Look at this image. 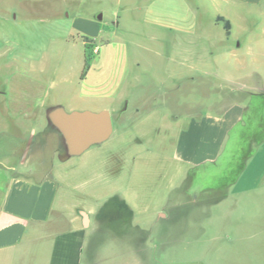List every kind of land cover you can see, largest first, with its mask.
I'll use <instances>...</instances> for the list:
<instances>
[{
    "label": "rangeland",
    "instance_id": "obj_1",
    "mask_svg": "<svg viewBox=\"0 0 264 264\" xmlns=\"http://www.w3.org/2000/svg\"><path fill=\"white\" fill-rule=\"evenodd\" d=\"M85 45L95 55L81 79ZM2 83L15 88L11 97L20 91L36 105L21 113L36 117L44 137L27 168L36 169L37 180L53 176L65 211L96 208L107 219L134 212L137 226L119 227L120 234L131 229L149 245L166 244L171 260L264 264V131L245 117L226 133L216 158L195 163L180 152V135L191 122L212 123L232 104L247 109L256 102L251 114L264 116L262 6L0 0ZM57 106L107 110L111 136L80 156L61 158L62 136L47 118ZM33 123L20 127L30 132ZM8 175L0 167V180ZM103 235L90 233L92 258L108 259ZM154 255L162 262L159 251Z\"/></svg>",
    "mask_w": 264,
    "mask_h": 264
},
{
    "label": "crops",
    "instance_id": "obj_2",
    "mask_svg": "<svg viewBox=\"0 0 264 264\" xmlns=\"http://www.w3.org/2000/svg\"><path fill=\"white\" fill-rule=\"evenodd\" d=\"M230 1L245 7L264 8V0ZM72 27L81 31L78 21L72 22ZM2 84L0 157L8 156L12 163H6L8 159L0 158V167L9 174L6 179L0 180V264H205L196 260L188 262L185 258L171 260L166 257V244L149 245L147 240L139 238L131 229L120 234L119 227L128 229L133 225L137 226L135 222L132 224V221L138 219L134 212L107 219L105 210L96 208H88L83 213L77 212L75 205L70 212L65 211L68 208L66 204L56 199L58 187L53 176L45 174L37 180L36 169L27 168L34 152L40 151L44 146L43 128L36 129V117L21 114L36 105L20 91H16L17 95L11 97L15 88L9 83ZM248 104L247 109L240 104L228 106L213 122L207 119L212 122L209 124L204 123L203 119L191 122L188 131L180 135L183 159H191L196 163L205 157L216 158L226 133L242 118H251L255 130L264 131L261 129L264 126V116L254 117L251 114V105L258 103ZM9 111L15 114L5 115ZM248 113L253 116H248ZM29 121H34L35 128L30 129V132L21 129V125L28 124ZM37 136L39 139L41 137L40 144ZM241 179L242 177L238 181ZM105 202L106 200L101 203V207ZM160 216L166 217L165 214ZM92 232L104 234L102 240L109 246L105 252L108 259L105 256L92 258L87 254L88 247L92 246L89 237ZM110 250H113V259H110ZM156 251L161 253L162 262H156L153 258L156 257ZM231 251L251 250L234 247Z\"/></svg>",
    "mask_w": 264,
    "mask_h": 264
},
{
    "label": "water",
    "instance_id": "obj_3",
    "mask_svg": "<svg viewBox=\"0 0 264 264\" xmlns=\"http://www.w3.org/2000/svg\"><path fill=\"white\" fill-rule=\"evenodd\" d=\"M100 19V15L96 17ZM49 123L63 138L68 157H77L94 145L109 139L113 132L110 113L107 110L66 111L57 106L47 113Z\"/></svg>",
    "mask_w": 264,
    "mask_h": 264
},
{
    "label": "trees",
    "instance_id": "obj_4",
    "mask_svg": "<svg viewBox=\"0 0 264 264\" xmlns=\"http://www.w3.org/2000/svg\"><path fill=\"white\" fill-rule=\"evenodd\" d=\"M94 55L95 54H93V53H91V52L88 51V47H87V45H85L84 52H83V70H82V73H81V79L85 77L87 71L90 69L91 63H92V61L94 59ZM62 139L63 138L61 137V140ZM61 144H62L63 147H65V145L63 143V140H62V143ZM64 156L65 157L61 156V158L68 157L67 154H66V149L64 151Z\"/></svg>",
    "mask_w": 264,
    "mask_h": 264
}]
</instances>
